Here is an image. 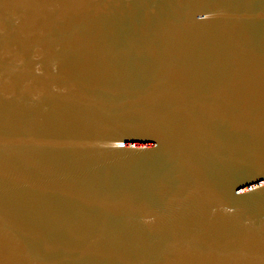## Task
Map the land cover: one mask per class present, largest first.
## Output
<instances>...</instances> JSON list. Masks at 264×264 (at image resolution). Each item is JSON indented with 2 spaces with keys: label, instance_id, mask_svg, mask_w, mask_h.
<instances>
[{
  "label": "water",
  "instance_id": "1",
  "mask_svg": "<svg viewBox=\"0 0 264 264\" xmlns=\"http://www.w3.org/2000/svg\"><path fill=\"white\" fill-rule=\"evenodd\" d=\"M0 264H264V0H0Z\"/></svg>",
  "mask_w": 264,
  "mask_h": 264
}]
</instances>
